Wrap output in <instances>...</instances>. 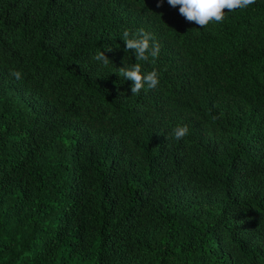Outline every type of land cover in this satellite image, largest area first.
Segmentation results:
<instances>
[{
	"label": "trees",
	"instance_id": "obj_1",
	"mask_svg": "<svg viewBox=\"0 0 264 264\" xmlns=\"http://www.w3.org/2000/svg\"><path fill=\"white\" fill-rule=\"evenodd\" d=\"M198 27L167 0H0V264H264V0ZM140 28L160 84L132 95Z\"/></svg>",
	"mask_w": 264,
	"mask_h": 264
},
{
	"label": "clouds",
	"instance_id": "obj_2",
	"mask_svg": "<svg viewBox=\"0 0 264 264\" xmlns=\"http://www.w3.org/2000/svg\"><path fill=\"white\" fill-rule=\"evenodd\" d=\"M163 3V0H158ZM255 0H167V3L176 8L178 6L179 14L187 21L194 22L198 28H207L209 24L220 23L225 19L226 12H234L237 9H245L253 4ZM125 42V51H132L135 55V63L125 67H120L119 76L124 80L132 81L131 93L138 95L142 89H155L160 84V74L157 69L144 73L141 62H148L150 57L152 63L159 56L160 45L155 42L154 35L143 28L134 33L125 30L122 34ZM111 51V47L105 48ZM95 61L100 62L103 67H107L111 59L105 55L102 50H97L93 57ZM112 62V61H111ZM17 80L22 79V73L19 70H12L10 73ZM215 119V117H213ZM189 134L187 124L177 125L172 129V135L176 140H181Z\"/></svg>",
	"mask_w": 264,
	"mask_h": 264
}]
</instances>
